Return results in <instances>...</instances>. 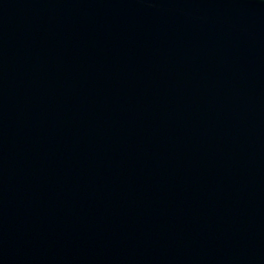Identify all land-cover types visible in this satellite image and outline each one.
<instances>
[{
    "label": "water",
    "instance_id": "95a60500",
    "mask_svg": "<svg viewBox=\"0 0 264 264\" xmlns=\"http://www.w3.org/2000/svg\"><path fill=\"white\" fill-rule=\"evenodd\" d=\"M0 264H264V0H0Z\"/></svg>",
    "mask_w": 264,
    "mask_h": 264
}]
</instances>
